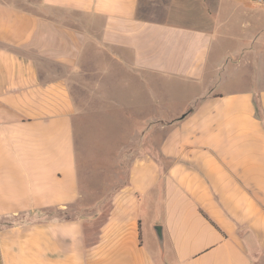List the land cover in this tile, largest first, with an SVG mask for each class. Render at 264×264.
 <instances>
[{
	"label": "crops",
	"instance_id": "crops-1",
	"mask_svg": "<svg viewBox=\"0 0 264 264\" xmlns=\"http://www.w3.org/2000/svg\"><path fill=\"white\" fill-rule=\"evenodd\" d=\"M136 81L199 88L137 131ZM0 264H264V0H0Z\"/></svg>",
	"mask_w": 264,
	"mask_h": 264
},
{
	"label": "rangeland",
	"instance_id": "rangeland-1",
	"mask_svg": "<svg viewBox=\"0 0 264 264\" xmlns=\"http://www.w3.org/2000/svg\"><path fill=\"white\" fill-rule=\"evenodd\" d=\"M151 2L161 1V0H150ZM143 8V7H142ZM146 10V8H144ZM147 14H151L150 9L147 8ZM234 86L231 83L217 84L215 88L226 89ZM252 87L258 85L252 84ZM198 86L194 85H184V84H160L157 82H152L150 89L147 90L145 86L139 82H135L132 85L131 97L128 98L127 107L130 111L132 117L136 120V130L144 126L153 118L161 116L163 118H173L177 116L181 110L186 111L187 106L192 101V96L198 91ZM150 95H154L157 102L152 100ZM157 105V106H155ZM191 105V104H190ZM123 106L119 107L115 113L110 114H97L90 118L88 126L87 141L93 144L92 152L97 155V157H105L104 145L105 142H111V146L115 148V145H119L130 136V133L125 129V118L123 116ZM133 134V133H132ZM139 134V133H138ZM129 135V136H128ZM145 133H140L138 136V145L145 144L144 146L150 147L144 143L146 138ZM149 140H150V136ZM156 137V136H155ZM157 138V137H156ZM152 139V138H151ZM153 140V139H152ZM154 153H156L154 149ZM107 211L105 207L100 216L90 225L95 226V224L101 221ZM83 212V211H81ZM80 211L70 212L72 215L76 214H96V212H84Z\"/></svg>",
	"mask_w": 264,
	"mask_h": 264
},
{
	"label": "water",
	"instance_id": "water-1",
	"mask_svg": "<svg viewBox=\"0 0 264 264\" xmlns=\"http://www.w3.org/2000/svg\"><path fill=\"white\" fill-rule=\"evenodd\" d=\"M156 233H157V235H158L159 240L161 241L162 236H161V229H160L159 226H156Z\"/></svg>",
	"mask_w": 264,
	"mask_h": 264
}]
</instances>
